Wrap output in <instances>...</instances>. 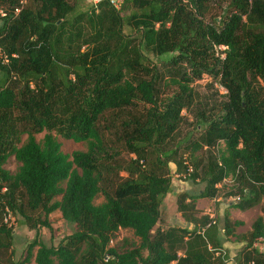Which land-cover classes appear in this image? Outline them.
I'll list each match as a JSON object with an SVG mask.
<instances>
[{"label":"trees","instance_id":"obj_1","mask_svg":"<svg viewBox=\"0 0 264 264\" xmlns=\"http://www.w3.org/2000/svg\"><path fill=\"white\" fill-rule=\"evenodd\" d=\"M169 163L203 183L176 195L190 228L157 225ZM225 178L232 207H260L234 263L264 264V0H0V264H225L195 207ZM5 209L49 230L58 210L74 230L14 259ZM240 223L224 216L222 234Z\"/></svg>","mask_w":264,"mask_h":264},{"label":"rangeland","instance_id":"obj_2","mask_svg":"<svg viewBox=\"0 0 264 264\" xmlns=\"http://www.w3.org/2000/svg\"><path fill=\"white\" fill-rule=\"evenodd\" d=\"M91 0H79L80 9H84L89 6ZM216 11V10H215ZM215 14V13H214ZM217 54V53H215ZM150 58L154 59L150 54H147ZM223 53H221V56ZM209 79L207 77L202 78L197 81V85L203 86L208 83ZM213 87L219 86L213 83ZM185 114V113H184ZM42 134H35L34 137L37 141H40ZM25 135L21 136V142L24 141ZM56 139L61 144V150L65 153H69L73 150H84L86 147L85 142H73L68 139H62L56 136ZM19 163L10 156L4 163L3 167L10 173H14L18 167ZM169 169L172 175L171 179V192L168 193L163 199V204L161 207L162 219L157 224L160 228H166L168 226H187L190 228L191 224H186L178 212L176 211L175 199L176 195L181 192H186L187 194H196L198 190L202 189L203 183L196 179L191 181L189 179H184L181 175H175L174 165L169 163ZM234 182L229 178H225L221 183L217 185V193L213 198H197L195 200V207L198 209L197 215L205 214L209 218L215 221L219 236L222 243V249L228 258H234L235 254L241 249L245 243V237L247 236L250 223L254 220L257 215H260V207L256 205L245 211L238 210L232 207L230 204L236 199ZM228 192H232L230 195ZM101 197L97 196L94 200L95 203H99ZM264 201V199H263ZM224 216L232 221H240V225L234 226V234L230 236H224L222 234V226ZM13 217V236L11 242V249L13 250V258L20 259L23 256L24 249L26 245L35 238L36 241H40L45 245H55L57 241L64 235L69 234L74 230V225L66 222L60 216L58 210H54L48 214V220L51 225V230L38 226L36 229H29L22 221V219L16 214H12ZM126 238L128 243L135 244L137 241L135 236L129 230H119L116 234L115 240L122 243V240ZM256 247L264 252V243L258 241L256 242ZM36 247L34 246L32 251L34 253ZM31 264H33L31 262ZM171 264V263H170Z\"/></svg>","mask_w":264,"mask_h":264},{"label":"built area","instance_id":"obj_3","mask_svg":"<svg viewBox=\"0 0 264 264\" xmlns=\"http://www.w3.org/2000/svg\"><path fill=\"white\" fill-rule=\"evenodd\" d=\"M99 0H91V3L92 4H96L97 2H98ZM110 1V3H112V5L117 9L118 7H119V5H120V0H109ZM16 10V9H15ZM215 49H217V50H222V49H224V46H221V45H218V46H216V48ZM217 53V52H216ZM219 56H221V53H219ZM223 57V56H222ZM220 89H222L221 87H220ZM218 185V184H217ZM5 211L6 212H4V214H3V221L4 222H7V224H10V223H12L13 222V217H12V215L10 214V212L8 211V210H6L5 209ZM213 221L211 220V223H212Z\"/></svg>","mask_w":264,"mask_h":264},{"label":"crops","instance_id":"obj_4","mask_svg":"<svg viewBox=\"0 0 264 264\" xmlns=\"http://www.w3.org/2000/svg\"><path fill=\"white\" fill-rule=\"evenodd\" d=\"M244 211H245V210H244ZM253 246L256 247V243H253ZM171 264H175V262L173 261V262H171ZM225 264H235V263H234V260H233L232 258H228V257H227V259H226V261H225Z\"/></svg>","mask_w":264,"mask_h":264}]
</instances>
